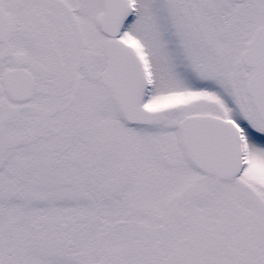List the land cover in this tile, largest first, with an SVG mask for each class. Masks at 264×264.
<instances>
[{
  "label": "snow or ice",
  "instance_id": "snow-or-ice-1",
  "mask_svg": "<svg viewBox=\"0 0 264 264\" xmlns=\"http://www.w3.org/2000/svg\"><path fill=\"white\" fill-rule=\"evenodd\" d=\"M0 264H264V0H0Z\"/></svg>",
  "mask_w": 264,
  "mask_h": 264
}]
</instances>
